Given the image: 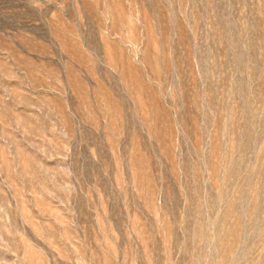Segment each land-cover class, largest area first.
Returning a JSON list of instances; mask_svg holds the SVG:
<instances>
[{
  "label": "rangeland",
  "instance_id": "374dc122",
  "mask_svg": "<svg viewBox=\"0 0 264 264\" xmlns=\"http://www.w3.org/2000/svg\"><path fill=\"white\" fill-rule=\"evenodd\" d=\"M0 264H264V0H0Z\"/></svg>",
  "mask_w": 264,
  "mask_h": 264
}]
</instances>
